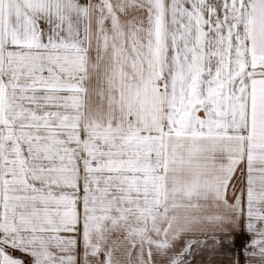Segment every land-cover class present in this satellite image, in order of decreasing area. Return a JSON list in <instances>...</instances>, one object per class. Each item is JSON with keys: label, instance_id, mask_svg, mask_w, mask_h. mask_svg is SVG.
I'll return each mask as SVG.
<instances>
[{"label": "snow or ice", "instance_id": "1", "mask_svg": "<svg viewBox=\"0 0 264 264\" xmlns=\"http://www.w3.org/2000/svg\"><path fill=\"white\" fill-rule=\"evenodd\" d=\"M0 264H264V0H0Z\"/></svg>", "mask_w": 264, "mask_h": 264}]
</instances>
